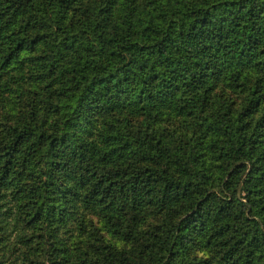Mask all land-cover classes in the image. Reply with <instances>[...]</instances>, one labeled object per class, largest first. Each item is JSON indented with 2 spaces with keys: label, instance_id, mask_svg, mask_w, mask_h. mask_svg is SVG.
I'll list each match as a JSON object with an SVG mask.
<instances>
[{
  "label": "trees",
  "instance_id": "1",
  "mask_svg": "<svg viewBox=\"0 0 264 264\" xmlns=\"http://www.w3.org/2000/svg\"><path fill=\"white\" fill-rule=\"evenodd\" d=\"M0 264H264V0H0Z\"/></svg>",
  "mask_w": 264,
  "mask_h": 264
}]
</instances>
